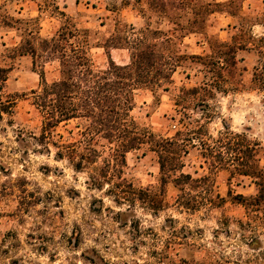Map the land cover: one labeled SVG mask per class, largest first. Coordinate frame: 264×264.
Returning a JSON list of instances; mask_svg holds the SVG:
<instances>
[{
  "label": "clouds",
  "instance_id": "1",
  "mask_svg": "<svg viewBox=\"0 0 264 264\" xmlns=\"http://www.w3.org/2000/svg\"><path fill=\"white\" fill-rule=\"evenodd\" d=\"M0 264H264V0H0Z\"/></svg>",
  "mask_w": 264,
  "mask_h": 264
}]
</instances>
